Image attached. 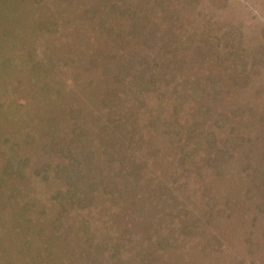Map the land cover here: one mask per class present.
<instances>
[{
	"label": "trees",
	"instance_id": "obj_1",
	"mask_svg": "<svg viewBox=\"0 0 264 264\" xmlns=\"http://www.w3.org/2000/svg\"><path fill=\"white\" fill-rule=\"evenodd\" d=\"M91 1L94 2L0 0V12L3 9L9 15L5 32L0 21V227L9 225L11 236L24 237V243L30 239L38 240V235L28 232L25 236L22 227L19 228L24 209L35 205L23 196L25 188L20 183L24 182L19 183L21 178L29 175V152L21 151L23 145H29L25 150L30 149L31 154L32 149L38 148L42 156L50 154V162L43 161L24 180L33 176L34 186L38 181L37 184L52 186L47 195L55 204L57 217L73 206H92L97 208V214L110 219L116 214L120 222L117 233L116 228L105 235L88 230L92 234L86 232L85 243L77 240L78 244H75V258L71 250L63 251V264H204V260L207 264H216L210 257L212 249H206L208 245L190 246L183 238L178 239L183 245L177 241V236L196 231L200 224H211L215 215L224 216L237 228L248 226L241 238L248 255L236 250L238 255L244 256L235 259L236 262L264 264V224L259 230L261 235H254L252 230L258 219L262 223L264 217V100L261 88L252 86L247 73L242 76L241 72L227 71L230 63L227 62L228 66L223 63L233 54L242 57L244 66L248 65L241 29L236 31L229 27L211 36L210 41L221 46L223 52L227 51L228 55L218 59L227 72L215 79L205 67L195 86L192 84L195 78H190L189 71L201 58L196 55L189 58L191 61L178 58L177 30L170 24H163L170 18L169 14L175 18L174 26L180 21L181 8H176L175 0H96L100 9L95 4L90 6ZM188 2L183 0L184 4ZM211 2L218 5V0ZM167 4L172 7H167L164 13ZM41 5L50 6L52 17L49 20L38 18ZM20 15H26L27 22L33 25L31 30L27 27L28 33L21 34L25 39L28 36L27 47L23 40H18L20 34L17 35L11 23ZM208 16L212 19L211 14L206 18ZM144 26L150 39H141L140 43L150 45L152 60L148 61L145 55H137L135 59L126 56L118 64L117 82L123 83V87L107 94L108 103L103 114L92 112L94 125H89L86 118H78L79 109L73 107L67 110L70 118L62 117L60 112L56 115L46 112V116H40L39 127L35 129V123L21 131L22 117L16 113L22 104L15 93L17 86L26 81V70L34 69L38 64L49 65L45 67L48 70L56 57L63 61L64 58L81 57V54L91 58L87 59L89 64H95L96 59L117 53L124 42L132 45V40ZM205 28L207 30L208 26ZM120 36L125 39L122 43L117 40ZM97 42H101V46ZM49 49L50 55L47 54ZM251 53L254 54L252 67L255 70L254 62L263 61L264 52L254 47ZM46 55L50 60L41 59ZM36 56L41 60L36 62ZM24 59H28L26 67L21 66ZM181 61L184 66L180 68ZM183 67L185 72L176 77L177 70ZM132 85L138 95L142 96L144 91L154 93L156 103L163 107L150 111V114L154 110L157 112L146 125L152 139L144 135L145 128H141L142 109L125 106L128 96H124V92ZM168 91L170 99L165 97ZM227 91L233 93L229 99L233 105L228 112V121L224 118L226 110L219 111L217 106L223 98L228 99ZM185 101L194 104L186 113L191 117L182 121L178 115ZM12 106L14 109L10 112ZM210 114L216 118L208 128L204 117ZM13 123L17 124L13 126ZM150 161L154 167H159L155 173L147 171ZM170 165L171 168H167ZM166 168L169 177H175L170 183L161 181L160 172ZM228 175L234 184L228 179L220 182L221 186L229 185L223 189L219 204L211 196L212 180ZM149 180L158 184L161 197ZM144 181L150 183L147 188L142 187ZM202 181L204 185L199 186L197 183ZM136 188L138 192L134 191ZM193 195L201 196L203 201L202 209L195 217H192L191 208L184 204L192 201ZM41 211L45 213V209ZM103 222L106 227L108 222ZM137 228L143 237L137 236L138 232L134 231ZM113 238L116 239L113 241ZM138 240L139 245L134 246ZM51 244L53 242L45 246L44 257L61 258L62 251ZM23 249L20 245L15 252ZM175 255L176 261L172 260ZM34 257L36 260L37 254Z\"/></svg>",
	"mask_w": 264,
	"mask_h": 264
},
{
	"label": "rangeland",
	"instance_id": "obj_2",
	"mask_svg": "<svg viewBox=\"0 0 264 264\" xmlns=\"http://www.w3.org/2000/svg\"><path fill=\"white\" fill-rule=\"evenodd\" d=\"M171 1L172 0H169L168 2ZM188 1L189 2L187 4H184L183 0H175V4L177 5L176 8H181V12L178 15V17L180 16L181 19L179 18V22L176 21L178 24H176L175 26L174 24H172L175 19L172 18L173 14H169L170 18H166L165 21H163V24H170L177 30L176 32L179 35V38L176 40L178 58H186L185 61H191L189 60V58L195 55L201 58L200 62L198 61V64H196V66L193 65V67L189 71L190 78L192 79L193 76L195 78L192 84L195 86L199 84L200 76L205 67L207 68L208 74L210 76H215V79H219V77L222 76V74L226 70H234V72H241L242 76L247 73V75L251 77L250 81L252 86L258 85V88H261L259 90H261V97L262 100H264V60L261 62L259 61L258 63L254 62V70L252 67L254 54L251 53L254 47H259V49L264 52V0H218L217 6H215V4L211 2L212 0H195L196 2L193 0ZM221 2H224V5ZM155 3L157 4L158 2ZM88 4L90 6L95 4V7L97 9H100L96 0H94V2L91 1ZM89 5L87 6L89 7ZM164 7L165 13L166 8H171L172 5L167 4ZM155 8H157V6H154V9ZM38 10V18L41 19L46 17L45 19L49 20L50 17H52V12L50 15V6L41 5ZM207 14H211L212 19H209L210 16L206 18ZM0 16V21H2L1 26H3L2 31L5 32L4 30H7V28L5 27L9 25V15L2 9V12H0ZM207 19H209V23ZM11 23L14 24V30L18 32L17 35L20 34V37H22V33H28V31H30L33 26L32 22H27L26 15H20V17L14 18V21H11ZM206 26H208L207 30L205 28ZM27 27L30 30H28ZM229 27H233L236 31L240 28V31H242V36H245L243 38L245 39V47L243 48V53L245 56L244 58L248 63V65L246 66H244L246 63L242 64L244 62L242 60V57L239 58L238 56H234L233 54L228 55L227 51H222L221 46H216L212 41H210L211 36H215V34H219ZM138 34L139 35L132 40V45L124 42L123 46H120L117 53L115 51L114 55L111 54L107 55L108 57H100L96 59L98 61H96L95 64L93 63L92 65L87 61V59L91 58L87 57L86 54H81V57H63L64 60L66 59L65 61H62L61 57H56L51 62V68L48 70L45 67L49 65L46 64H38L34 69L26 70V81L24 80L19 86H17V91L15 93V97L18 98V102L22 104L19 108V111L16 113L22 117V121L20 122L21 125L19 126V128H22L21 131H23L28 125L31 126L35 123L36 124L34 128L36 129L37 126L39 127L41 124L40 116H46V112L55 115L58 114L57 112H60L62 114V117L70 118L67 110L73 107L79 109V115H77L78 118H86L89 122V125H94L95 121L92 112L95 110L98 112V114H103L104 106L108 103L106 99L108 97L107 94H112L113 91L121 90V87H123V83L120 84L117 82V75L119 72L118 64L124 61L126 56H130L131 59H135L137 55H145L148 61L152 60L151 58L153 52H151L150 45L147 47L145 44L140 43L142 42L141 39H150L147 38L149 34L148 29H146V27L144 26L143 28H141V31ZM20 37L18 36V40H23L24 46L27 47L28 36H26V39ZM240 38L241 36L239 37V39ZM117 40H120V43H122V41H124L125 39L120 36ZM97 43L99 46H101V42ZM201 45H203L204 48ZM129 50L131 51L128 52ZM20 51L22 52V50ZM47 54L50 55V49L47 51ZM225 54L228 56L227 60L225 62L223 61V63H225L227 66V62L230 63L229 67L226 70L224 67L222 68V65H220L222 62L218 61V59L222 58V55ZM169 57L174 58L175 60L174 56L170 55ZM37 58L39 57L36 56V62L40 61L41 59L44 60L45 58L47 60H50V57H48L47 55L43 56V58L41 59ZM27 61L28 59H24L21 66L26 67L28 63ZM205 61L208 62V64L205 63ZM179 64L180 68L181 66H184V63L182 61L179 62ZM184 68L185 67L177 70L176 77L179 76L180 73L185 72ZM120 72L122 74H127L122 71ZM230 74L232 75L233 72H231ZM32 76L34 79L31 78ZM202 83L205 84V81H202ZM133 86L134 85L130 86L127 91L124 92V96H128L127 100H125V106L130 107L133 110L135 108L137 110L142 109L140 113L143 116H140L139 118L141 128H145L143 134L152 139L150 136V132L147 131L146 125L147 123L149 124V120L151 121L153 115L157 113L155 111L156 108H161L162 106L156 103L154 93L144 91L143 95L141 96L138 95ZM165 97H168L170 99L171 95L169 91L166 93ZM230 97H233V93H228V99L226 100L223 98L217 105L219 111L223 109L226 110L224 111L225 120L228 119L229 109L232 108L233 105V103L229 101ZM188 104L190 105V107L188 106ZM193 104L194 103L190 104L188 101L182 103L180 108L181 110L178 115V117L181 118L182 121H185L186 118L189 119L191 117L186 113L189 109H191ZM195 107L196 106H194L193 108ZM13 109L14 108L12 106L10 112H12ZM152 109H155L153 111L154 113L150 114V111ZM215 118L216 117L211 114L204 117V123H207L208 128L212 126V122L215 121ZM16 124L17 123H13L11 125L15 126ZM25 146L29 145H23L21 151H26L25 153L29 152L27 153V157L29 158L27 168H29L28 174L32 175L36 166L41 164L43 161L50 162V154H44L45 156H42L38 148H31L35 152L33 151L30 154V149L25 150ZM167 147L169 149L170 145L167 144ZM146 168L148 169V173H155L156 169H159V167H154L151 164V161L147 164ZM167 168H171V165ZM167 168L165 170H161L160 172L162 175L161 181L170 183L175 177H171V175L169 177V171ZM29 175L21 178L19 183L24 182L20 183L22 187L25 188V193H23V196L25 198H30L31 201L35 202V205L29 206L28 208L24 209L25 215L21 216L23 221L19 222V228L22 227L25 236L28 234V232H33V234H36L39 237L38 240L30 239L29 242L24 243V237L20 239L15 236H11L12 231L9 229V225H1L0 264H63V251L71 250L75 258L76 253H74L73 250L75 248V244H78V241L85 243V236L86 232L88 233V230L90 232L91 230H95L96 233L102 235H105L106 232L114 231L115 228L116 233L118 232V225L120 224V222L118 221L119 219L118 217H116V214L115 216H113V218L110 219V217L108 218L102 216L103 214H97V208H92V206H73L70 207L69 210H66V213L64 215H61L62 218L61 216L57 217V215H55V204H53L54 202L52 200L49 201L47 195V193L51 192V185H48L47 183L37 184L39 182L38 181L35 182L36 185L34 186V178H32L33 176H30L29 179L24 180ZM225 179L230 180V175H228V177L224 176V178L214 177L212 180L213 186L211 196L214 198V200L218 201L219 204L221 203L223 189L227 185H229V183H225L223 186H221L222 183L220 184V182ZM149 181L151 184L155 185L154 189H156L158 195L161 197V189L157 188L158 184L154 183L153 180ZM149 181H144V185L142 187L147 188L150 184ZM203 183L204 181H202L201 183L198 182L197 184H199L200 186L204 185ZM231 183L234 184V182L232 181ZM134 191L138 192L137 188L134 189ZM175 194L177 195L178 192L176 191ZM257 198L261 199L262 196L260 197V195H257ZM184 204L191 208L192 217H195L201 211L203 201L201 196L197 195L193 198L192 201L189 200ZM146 205H148V203H146ZM215 208L216 207H214L212 210H215ZM44 209L45 213L43 214L41 210ZM33 217H35L34 219L36 220L32 219ZM81 220L84 223H82ZM104 220L108 222V225L106 227H103L105 226L103 222ZM211 220V224L209 225L200 224V226L195 229L196 231H190L189 233L177 236V241L179 238H183L188 243V245L190 244V246L199 245L200 247H203V245L205 244L206 246L208 245L206 249H212L210 250V257L214 259V262L216 264H240L239 262H236L235 259L239 260L244 256L242 257L238 254L245 251V255H248L243 240L241 242V238H243L242 234L245 233L246 230H248V226L241 225L239 228H237L236 225H231L232 223L227 221L224 216L218 217L217 215H215L213 218H211ZM262 220L263 221L261 223V220L258 219V223L254 227H252L253 234L256 236L257 234H260L259 230H262L264 217H262ZM176 224L178 223L176 222ZM35 229H37V231H35ZM134 231L138 232L137 236H139V238L143 237L142 234H139V228L134 229ZM231 238L232 241H230ZM115 239L116 238H113L112 240L114 241ZM51 242H53V244L51 245L54 248L62 251L61 258L55 259L50 257L49 259L44 257L43 253L45 250V246ZM237 242L240 244V246H238ZM67 243V247L64 248L65 244ZM178 243L183 245L180 241H178ZM56 244H58V247L55 246ZM133 244L134 246H138L139 240ZM179 244L175 245L176 249L179 248ZM20 245H23L24 249L21 250V252H15L20 247ZM234 253H236V255ZM35 254H37L36 260H34ZM188 254L191 255V251H189ZM179 257L180 256H177L178 259ZM172 260L176 261V255L172 258ZM243 261L245 262L246 260L243 259ZM71 264H73V262ZM204 264H207L206 260H204Z\"/></svg>",
	"mask_w": 264,
	"mask_h": 264
}]
</instances>
